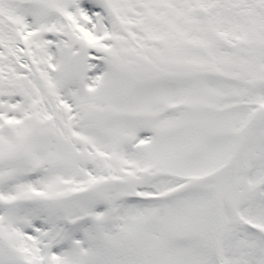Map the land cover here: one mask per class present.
<instances>
[{
	"label": "snow or ice",
	"instance_id": "1",
	"mask_svg": "<svg viewBox=\"0 0 264 264\" xmlns=\"http://www.w3.org/2000/svg\"><path fill=\"white\" fill-rule=\"evenodd\" d=\"M0 264H264V0H0Z\"/></svg>",
	"mask_w": 264,
	"mask_h": 264
}]
</instances>
